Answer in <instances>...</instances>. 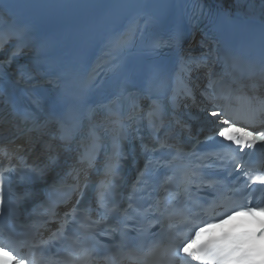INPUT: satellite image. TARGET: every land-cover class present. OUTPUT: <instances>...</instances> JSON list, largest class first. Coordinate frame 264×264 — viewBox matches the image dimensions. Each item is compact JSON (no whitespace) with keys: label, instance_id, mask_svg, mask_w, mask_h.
I'll return each instance as SVG.
<instances>
[{"label":"snow or ice","instance_id":"6c2138e0","mask_svg":"<svg viewBox=\"0 0 264 264\" xmlns=\"http://www.w3.org/2000/svg\"><path fill=\"white\" fill-rule=\"evenodd\" d=\"M209 115L218 118L215 134L222 141L229 142L226 147L236 145L234 151L243 153L244 148H254L257 142L264 144V130L238 126L236 120L221 118L219 111H211ZM255 180L264 183V176H257ZM240 207L241 210L234 207L224 215L212 216L205 212L204 219L199 218V213L182 216L180 223L189 225V228L186 236L176 240L173 260H179L180 264H190L185 258H191L197 264H264V207ZM239 216L248 219L217 235L204 238L205 234ZM212 219L216 222H208ZM0 253L8 257L9 264H27L25 259L17 257L11 250L6 251L4 245H0Z\"/></svg>","mask_w":264,"mask_h":264},{"label":"bare ground","instance_id":"6f19581e","mask_svg":"<svg viewBox=\"0 0 264 264\" xmlns=\"http://www.w3.org/2000/svg\"><path fill=\"white\" fill-rule=\"evenodd\" d=\"M204 6L216 13H224L225 16H236L247 21L256 19L264 23V0H199ZM187 51H197L194 47H188ZM192 53V52H191ZM193 59L206 58L203 51L192 53Z\"/></svg>","mask_w":264,"mask_h":264}]
</instances>
